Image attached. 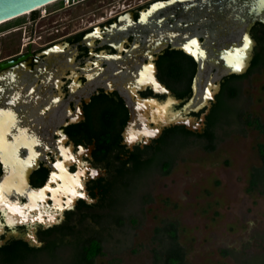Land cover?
<instances>
[{"label":"flooded vegetation","instance_id":"flooded-vegetation-1","mask_svg":"<svg viewBox=\"0 0 264 264\" xmlns=\"http://www.w3.org/2000/svg\"><path fill=\"white\" fill-rule=\"evenodd\" d=\"M158 1L164 0L56 1V6L45 9V13L41 15L43 23L41 43H38L40 46L34 48V40L31 39L24 49L0 58V75L8 76L14 69L21 67L24 71L14 81L10 78L0 80V138L13 146L8 151L9 155L24 160L31 156L29 141L32 138L33 122L40 125L37 126L36 135L41 140L47 136V124L60 120L52 139H64L63 147H71V155L77 156L67 166L68 173L75 175L80 169L79 163L82 164V169H86L81 177L83 187L78 190L80 194L70 205H67V197H64L61 202L63 209L56 210V216L51 222L47 221L48 216H44L43 220L30 219L10 224L0 211V250L25 253L34 249L35 255L25 264H35L42 255L47 256L53 264H64L68 258H64V254L70 255L71 244L75 240L98 239L105 250L106 233L110 230V225L112 222H123L122 218L113 213L118 203L117 187L121 183L127 186L128 182L144 176L133 175L132 156L136 154L141 159L149 158L156 141L166 128L149 143L141 141L129 145L126 142L123 130L130 112L125 96L117 88L116 82L119 74L126 71L121 65L125 60L136 63L144 60L142 49L153 45L162 36L172 35L188 42L194 33L203 42L204 29L213 24L212 21H207L209 12L219 9V27L223 28L230 24L236 25L231 20L227 22L226 15H231L234 19V10L239 7V0H182L167 9L156 10L147 15L144 12L147 7ZM249 1L255 5L253 8L256 11L261 7L257 16L264 19V0ZM122 17L133 18L135 23L111 31V25ZM141 19H146L147 22L143 24L139 21ZM96 32L101 35L86 40ZM113 34L114 39L111 38ZM250 37L254 42L252 60L261 53L264 61L263 21H255L250 29ZM55 48L59 55L56 62L50 63L47 60L48 51ZM168 50L179 49L168 46L160 52L152 53L151 61L157 67L158 79L175 95V89H182L188 78L191 79L192 88L198 68L195 59L181 50L195 61L194 74L184 72L186 81L180 84L171 82L169 75L165 77L166 81L162 80L159 62L168 58ZM116 59H119L118 63ZM181 73L183 72H178V75ZM231 75L220 80L218 94L225 84L234 83ZM139 94L162 100L167 96L154 94L150 87L139 91ZM54 96L58 98V104L54 107L51 118H48V110L44 108L47 100ZM16 138L24 142L25 148L21 151H15V144H11L16 143ZM174 147H169L167 156L174 157ZM41 150L38 147L35 151L40 153ZM81 150L83 151L78 155ZM60 151L59 147L52 144L42 159L38 160L37 167L30 175L32 187L41 188L47 184L54 172V165L64 160ZM3 173L4 164L0 152V175ZM61 183L62 181L58 184L53 182L50 188H57ZM46 197L44 207L41 208L47 211L50 207L53 208L55 201L50 190ZM27 203L29 200L26 198L20 201L23 205ZM40 204L42 205L41 202ZM30 215L37 216V212H31ZM49 244L54 246L53 255L50 256L47 249Z\"/></svg>","mask_w":264,"mask_h":264},{"label":"rangeland","instance_id":"rangeland-1","mask_svg":"<svg viewBox=\"0 0 264 264\" xmlns=\"http://www.w3.org/2000/svg\"><path fill=\"white\" fill-rule=\"evenodd\" d=\"M57 2L37 9L36 19L30 12L0 24V58L32 40L38 48L41 15ZM239 85L231 106L242 118L217 126L214 150H207L204 140L190 139L172 150L176 160L169 174L154 168L117 187L113 213L123 222L110 225L96 264H162L157 254L168 243L162 230L172 223L185 264H264V194L249 190L252 168L261 165L258 144L264 133L246 122L249 117L264 124V65ZM35 264L53 263L42 255Z\"/></svg>","mask_w":264,"mask_h":264},{"label":"water","instance_id":"water-1","mask_svg":"<svg viewBox=\"0 0 264 264\" xmlns=\"http://www.w3.org/2000/svg\"><path fill=\"white\" fill-rule=\"evenodd\" d=\"M59 0H0V24L19 18L22 15L36 11L37 7L46 6ZM182 0H164L150 4L144 11L147 15L156 10H164ZM239 7L234 10V19L226 15V21L234 22L229 27H219V9L208 14L207 21L213 24L208 25L204 29V41L200 42V37L194 33L188 42H184L178 37L162 36L153 45L143 48L144 60L138 63L134 61H124L121 66L125 68L120 73L117 82V88L125 96L127 106L130 112V118L123 130V136L129 145L136 142L149 143L152 139L160 136L163 130L170 126L184 125L192 131L201 133L205 128L206 117L210 112L212 104L216 101V95L220 89V80L232 74H244L250 68L253 58V40L250 37V29L257 20L264 22L257 16L255 5L249 0H239ZM254 7V8H253ZM264 8V7H263ZM143 24L147 22L145 19L139 20ZM135 23L133 18H120L111 25L112 30L123 28L128 24ZM98 32L89 35L86 40L99 37ZM176 35V34H175ZM188 35V34H187ZM111 38H115L113 34ZM192 41H195L193 44ZM250 42L247 48L245 43ZM171 46L173 49L183 50L191 55L197 63V72L192 82L191 96L186 99H179L158 79L157 67L151 61V54L160 52L166 47ZM121 48L120 46L118 47ZM47 60L50 63L56 62L58 50L55 48L48 51ZM120 59V58H119ZM116 59V63L119 62ZM120 64V63H119ZM48 68V67H47ZM239 68V70H237ZM28 70V69H26ZM50 70V69H49ZM42 72V69H40ZM39 71V72H40ZM23 69L16 68L14 72L8 76L0 75V80L7 79L16 80L23 74ZM38 73V72H37ZM41 73L38 74L40 76ZM158 86V87H157ZM150 87L154 94L167 95L165 99H159L154 96L142 97L139 91ZM34 102V101H33ZM35 103V102H34ZM58 104V98L47 100L46 108L48 110L47 117L51 118L54 107ZM204 110V111H203ZM201 111H203L201 113ZM34 113V112H33ZM199 113V116L192 115ZM60 120H54L47 124V136L41 139L36 135L37 126L40 125L33 122L31 156L27 159L11 157L8 153L9 146L1 138L0 152L2 153V162L4 164V173L0 175V211L5 214L7 222L10 224L23 223L28 220H43L44 216H48V222H51L56 216L57 209H63L62 199L67 197V205L72 204L76 197L80 194L78 190L83 187L81 177H83L86 169H82L79 163V171L74 174L68 173L67 166L77 157L71 155V147L64 148V139L54 141L52 139L55 128L60 125ZM154 133V134H152ZM15 151H21L24 147L22 139L16 138ZM27 144V142H26ZM55 144L59 147L60 153L64 156V160L54 165V172L50 180L41 188H34L30 184V175L38 165V160L49 150V146ZM28 145V144H27ZM41 148V154L36 153L37 148ZM81 150L78 155L81 154ZM59 172V173H58ZM57 188H50L51 183L58 184ZM42 190V191H41ZM50 190L53 193L55 205L45 210L44 202L47 200L46 193ZM26 198L29 203L23 205L20 201ZM42 203V205L40 204ZM54 209V210H52ZM37 212V216H31V212ZM22 213V214H21ZM1 230V226H0Z\"/></svg>","mask_w":264,"mask_h":264},{"label":"trees","instance_id":"trees-1","mask_svg":"<svg viewBox=\"0 0 264 264\" xmlns=\"http://www.w3.org/2000/svg\"><path fill=\"white\" fill-rule=\"evenodd\" d=\"M32 17L37 16V10L31 12ZM12 23H19L15 20ZM168 58L159 62L161 79L166 81L165 77L170 76L171 82L185 83L186 78L184 72H195V61L181 50H168ZM264 64L261 53L257 54L252 60L250 68L246 73L238 75L232 74L231 79L234 83L225 84L219 94L216 96V101L212 104L209 114L206 117L205 128L201 133L192 131L184 125H175L167 127L163 135L156 141L153 154L147 159H141L136 154L132 156L134 163L132 168L133 175L144 174L149 169L158 168L162 174H169L175 163V156H167L170 146H185L190 139H199L205 141L207 150H214L216 147L217 126L228 123L232 118L241 119L242 113L236 111L231 106V100L238 97L240 93V81L252 74L256 69H259ZM176 72L177 74H173ZM178 72H183L178 75ZM191 79L188 78L182 89H175V95L180 99H186L191 96L192 88L190 86ZM204 111V110H203ZM201 111V113L203 112ZM199 116V113H192ZM246 122L250 125H255L261 132L264 133V124L260 120H250ZM117 143V142H116ZM258 152L261 157V165L252 168L249 190L258 189L264 194V142L258 144ZM130 181V180H129ZM129 182L127 183V185ZM177 228L175 224H171L170 228H165L168 235V243L164 246L163 252L157 254V259L162 258V264H185L186 252L184 247L178 241ZM161 229H157L159 232ZM72 251L64 264H96V259L104 254V246L98 239L91 240H75L72 244ZM53 245H48L47 249L49 256L53 255ZM227 254V250L222 251ZM35 255V250L30 249L28 252L6 251L0 250V264H25Z\"/></svg>","mask_w":264,"mask_h":264},{"label":"snow or ice","instance_id":"snow-or-ice-1","mask_svg":"<svg viewBox=\"0 0 264 264\" xmlns=\"http://www.w3.org/2000/svg\"><path fill=\"white\" fill-rule=\"evenodd\" d=\"M192 43L194 44L195 41H192ZM249 43H250V42L245 43L244 47L247 48V47L249 46ZM237 70H239V68H237ZM157 87H158V86H157ZM152 134H154V133H152ZM41 191H42V190H41ZM21 214H22V213H21Z\"/></svg>","mask_w":264,"mask_h":264},{"label":"bare ground","instance_id":"bare-ground-1","mask_svg":"<svg viewBox=\"0 0 264 264\" xmlns=\"http://www.w3.org/2000/svg\"><path fill=\"white\" fill-rule=\"evenodd\" d=\"M42 7H44V6H42ZM42 7H37V9L42 8Z\"/></svg>","mask_w":264,"mask_h":264}]
</instances>
